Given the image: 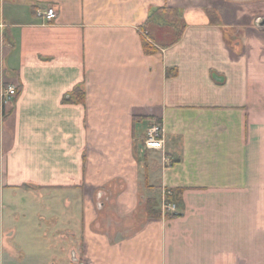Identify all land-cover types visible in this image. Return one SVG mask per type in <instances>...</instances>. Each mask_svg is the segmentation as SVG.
Segmentation results:
<instances>
[{
	"label": "crops",
	"instance_id": "obj_1",
	"mask_svg": "<svg viewBox=\"0 0 264 264\" xmlns=\"http://www.w3.org/2000/svg\"><path fill=\"white\" fill-rule=\"evenodd\" d=\"M256 9L0 0V264H264ZM146 30L160 51L145 52ZM156 123L165 146L147 150Z\"/></svg>",
	"mask_w": 264,
	"mask_h": 264
},
{
	"label": "built area",
	"instance_id": "obj_2",
	"mask_svg": "<svg viewBox=\"0 0 264 264\" xmlns=\"http://www.w3.org/2000/svg\"><path fill=\"white\" fill-rule=\"evenodd\" d=\"M38 15L45 19V22L50 23L57 18V10L55 7H49L45 11H38ZM146 36V32L143 33ZM18 94V88L14 85H8L4 88L3 99L4 104L10 103ZM144 147L147 150H163L165 146L164 128L161 124H152L146 130L143 138ZM165 164L171 163V158L164 155ZM173 192L169 189L163 191L161 210L163 213H172L177 210V205L171 200Z\"/></svg>",
	"mask_w": 264,
	"mask_h": 264
},
{
	"label": "trees",
	"instance_id": "obj_3",
	"mask_svg": "<svg viewBox=\"0 0 264 264\" xmlns=\"http://www.w3.org/2000/svg\"><path fill=\"white\" fill-rule=\"evenodd\" d=\"M163 9H166V8H163ZM170 12H169V16H168V21L172 22L171 25L173 27L174 32L176 33L175 39H177V38H180V35H181L180 32L182 31L181 27L183 25H182V22H180V15L178 14L177 10L171 9ZM150 18H153V15ZM150 18H149V21L151 20ZM149 21L147 23H149ZM146 33L148 34V37H149V34H150L149 31L146 30ZM164 45H166V44H164ZM143 46H144L145 52L149 53V54L156 53V52L160 51V47L156 46L154 43H149L146 40V38H144ZM80 100L83 101V98H80Z\"/></svg>",
	"mask_w": 264,
	"mask_h": 264
},
{
	"label": "rangeland",
	"instance_id": "obj_4",
	"mask_svg": "<svg viewBox=\"0 0 264 264\" xmlns=\"http://www.w3.org/2000/svg\"><path fill=\"white\" fill-rule=\"evenodd\" d=\"M237 2H239L240 5H244V6L251 5L252 7H259V9H256V12L264 13V0H239ZM144 37L149 43H153L152 40L148 37L147 33L146 36L144 35Z\"/></svg>",
	"mask_w": 264,
	"mask_h": 264
},
{
	"label": "water",
	"instance_id": "obj_5",
	"mask_svg": "<svg viewBox=\"0 0 264 264\" xmlns=\"http://www.w3.org/2000/svg\"><path fill=\"white\" fill-rule=\"evenodd\" d=\"M235 1H239V0H235ZM256 25L260 28V29H264V17H260L256 20Z\"/></svg>",
	"mask_w": 264,
	"mask_h": 264
}]
</instances>
